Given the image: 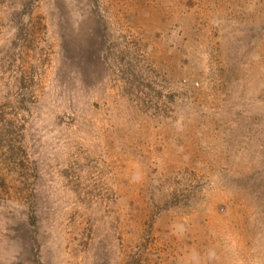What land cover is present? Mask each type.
<instances>
[{"label": "rangeland", "instance_id": "rangeland-1", "mask_svg": "<svg viewBox=\"0 0 264 264\" xmlns=\"http://www.w3.org/2000/svg\"><path fill=\"white\" fill-rule=\"evenodd\" d=\"M0 264H264V0H0Z\"/></svg>", "mask_w": 264, "mask_h": 264}]
</instances>
